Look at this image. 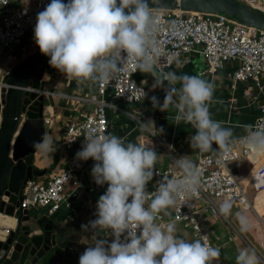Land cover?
Segmentation results:
<instances>
[{
	"label": "clouds",
	"instance_id": "1",
	"mask_svg": "<svg viewBox=\"0 0 264 264\" xmlns=\"http://www.w3.org/2000/svg\"><path fill=\"white\" fill-rule=\"evenodd\" d=\"M155 23L149 0H50L37 13L34 41L40 53L49 57L50 67L78 85L105 84L123 72L128 62L139 61V70L154 78L153 90L163 88L165 92L162 105L157 97H151L153 108L167 112L174 106L175 124L183 122L195 129L190 146L206 152L212 151L215 143L219 150H226L231 129L214 120L209 110L214 84L199 75L157 74L148 55L149 47L158 53L155 40L150 39V26ZM146 97L147 93L142 91L140 98ZM140 127L160 134L164 131L157 129L152 120L141 121ZM248 142L257 151L264 150V131L252 133ZM32 146L44 153L53 151L47 135ZM76 158L94 160V182L98 186L107 184L96 204V218L81 225L83 232L91 234L92 244L79 256L78 264H215L220 259L219 247L199 239L189 242L175 235L174 221L164 229L155 223L157 213L174 206L180 192L197 191L199 171L184 156L176 161L183 177L164 175L151 192L147 185L158 175L154 147L126 142L111 133L89 134ZM230 207L225 203L220 210L228 214ZM237 218L240 231H248L247 218L239 213ZM100 231H109L113 239L100 237ZM235 260L236 264H261L251 248L239 249Z\"/></svg>",
	"mask_w": 264,
	"mask_h": 264
},
{
	"label": "built area",
	"instance_id": "2",
	"mask_svg": "<svg viewBox=\"0 0 264 264\" xmlns=\"http://www.w3.org/2000/svg\"><path fill=\"white\" fill-rule=\"evenodd\" d=\"M253 10L264 14V0H237ZM50 3V0H0V58L7 51L22 45L25 38L34 37L37 13ZM156 23L151 25L152 37L156 42L158 53L151 47L148 55L157 71L170 72L173 66L184 61L190 64L194 56L202 57L204 70L201 77H213L230 64L229 79L234 82H249L259 95H264V31L246 25L226 14H203L171 9H151ZM15 50V49H14ZM137 62H128L123 72L116 74L105 84L96 83L95 93L84 98V104L90 109L79 113L74 121L67 124L65 142L59 147L61 152L74 149L65 168L52 172L45 179L29 180L23 188L21 207L31 214L32 210L42 211L46 216H54L70 206L69 196L65 192L66 185H78V174L83 169V161L76 158L82 149L85 136L108 134L110 120L108 118V98L138 105L149 96L147 86L137 79L141 71ZM1 64V60H0ZM147 77H152L145 72ZM5 73H0V111L2 109L1 90ZM152 79H154L152 77ZM147 93L145 99L140 98L141 92ZM259 115L250 127L247 135L236 138L227 144V149H213L212 152L198 150L195 167L199 171L197 191H182L176 196L172 218L168 221L163 213H157L155 223L162 229L170 222L179 224L191 232L195 240L213 244L210 232L204 229L199 219L202 210L214 217H223L220 205L231 203L240 210H250L251 204L242 182L237 180L230 171L228 164L242 166V159L249 158L253 147L249 145L252 133L264 131V97L259 107ZM1 119V114H0ZM46 125L48 121H45ZM264 153V150L260 151ZM158 175L153 180L159 181L164 175L181 179V169L155 167ZM247 186L254 191L264 190V161L250 176ZM107 184L96 186L103 190ZM156 188V187H155ZM155 188L151 191H155ZM150 191V192H151ZM131 199V198H130ZM224 218V217H223ZM225 219V218H224ZM228 222L227 219H225ZM264 225V221H261ZM229 223V222H228ZM215 264H224L222 258Z\"/></svg>",
	"mask_w": 264,
	"mask_h": 264
},
{
	"label": "crops",
	"instance_id": "3",
	"mask_svg": "<svg viewBox=\"0 0 264 264\" xmlns=\"http://www.w3.org/2000/svg\"><path fill=\"white\" fill-rule=\"evenodd\" d=\"M204 68L202 57L196 55L190 64H186L184 61L177 62L170 72L177 75H198ZM230 68L231 65L228 64L213 77H201L214 84L215 91L209 110L214 120L221 121L223 127L231 129L232 135L229 142L250 132V127L260 113L259 107L264 97V95H259V100L254 101V97L258 93L249 82H232L228 77ZM144 74L146 75L145 72H140L136 76L149 90V96L144 102L138 105H130L111 97L107 99L110 105L108 108V118L110 120L108 134L123 137L126 142L130 141L141 146L154 147L158 154L155 167L178 170L180 168L177 166L176 161L183 156L195 165L198 149L192 148L189 142L190 137L195 134V129L190 124L183 122L176 125L174 117L177 111L167 110V112H161L158 108H153L151 97H157L162 105L161 98L165 92L163 88L161 94L158 88L153 90L152 85L154 82L151 80L146 81V77H143ZM41 89L48 93L44 118L45 121H48L46 135L51 138L53 151L49 153L37 151L34 155L33 165L39 169L48 167L52 164L55 153L58 151L60 152V158L54 170V172H58L67 166L70 156L75 152L74 149L64 152L59 150V147L65 142L66 126L69 122L77 119L79 113L90 109L87 104H84L83 99L89 98L95 93L96 83L87 82L78 85L75 80L69 79L64 74L51 68L45 72ZM148 120L154 121L157 129L163 128V134L155 130H142L140 122ZM154 131L155 135H153ZM213 149H219L218 145L213 143ZM206 152L210 153L212 151ZM262 161H264V153L253 148L251 156L242 159L241 167H237L234 163H229L228 167L248 192L252 190L250 186H247L248 180ZM94 163L95 161L92 159L83 161V169L78 174V185H74L72 182L66 185L65 192L69 196L70 206L62 208L54 216H47L58 220L65 229L66 236L72 242H76L82 251L87 246H91L92 240L90 233L81 230V225L88 224L90 220L96 218L94 213L96 212L97 201L107 189L99 191L96 189L97 184L91 175ZM42 179H45V177ZM155 187L156 181L152 180L147 185V190L150 192ZM254 192L255 196L259 195V199L255 200L254 198L253 202L249 200L250 210L242 211L235 205L227 203L231 206L230 211L228 214H222L228 222L230 220L231 223L229 224H232V228L223 217H214L204 210L200 213L199 219L202 221L204 229L210 232L211 241L213 244L222 247L221 258L224 264H236L235 258L241 248L253 249L260 258L261 264H264V225L261 222L264 221V194L260 196L262 192L264 193V190ZM173 207L161 211L168 221L172 218ZM237 213L247 218L248 231H240L241 226ZM31 215L37 219L46 216L40 210H32ZM14 223L13 218L12 221L5 220L3 227L11 228ZM175 227V235L179 238L189 242L195 240L191 232L179 224H175ZM99 236L109 241L113 239L109 231H100Z\"/></svg>",
	"mask_w": 264,
	"mask_h": 264
},
{
	"label": "water",
	"instance_id": "4",
	"mask_svg": "<svg viewBox=\"0 0 264 264\" xmlns=\"http://www.w3.org/2000/svg\"><path fill=\"white\" fill-rule=\"evenodd\" d=\"M151 9H171L203 14H226L264 31V14L237 0H155ZM49 57L37 49L11 68L2 79L0 111V215L15 220L11 228L0 227V264H78L83 253L66 236L56 219L35 218L21 207L22 191L29 180L45 177L57 167L60 152L52 164L39 169L26 162L38 150L34 141L47 134V95L41 89ZM2 234V233H1Z\"/></svg>",
	"mask_w": 264,
	"mask_h": 264
},
{
	"label": "rangeland",
	"instance_id": "5",
	"mask_svg": "<svg viewBox=\"0 0 264 264\" xmlns=\"http://www.w3.org/2000/svg\"><path fill=\"white\" fill-rule=\"evenodd\" d=\"M65 2H67V0H65ZM36 43L34 41V37L33 36H29L27 38H25V40L23 41L22 45H18V47L13 48L9 51H7L4 55L1 56L0 60H1V64H0V73L3 71L5 74H7L11 68L13 66H15L16 64H18L19 62H21L24 58H26L28 55H30L33 50H36ZM15 49V50H14ZM143 77H146V81L151 80L154 82V79H152V77H147V74ZM139 79V77H137ZM204 79V78H203ZM142 83V82H141ZM158 91L160 92V94L162 93V88H158ZM161 97V95H160ZM165 97V94L163 95V97L161 98V100L163 101ZM169 111H177V109L174 106H170L168 108ZM255 192L252 190H249L247 192V197L248 199L253 202L254 198L255 200L259 199V195L254 194ZM254 194V195H253ZM263 192L260 194V196H263ZM233 221V220H232ZM228 223V222H226ZM229 223L230 220H229ZM230 228H232V224H229Z\"/></svg>",
	"mask_w": 264,
	"mask_h": 264
},
{
	"label": "bare ground",
	"instance_id": "6",
	"mask_svg": "<svg viewBox=\"0 0 264 264\" xmlns=\"http://www.w3.org/2000/svg\"><path fill=\"white\" fill-rule=\"evenodd\" d=\"M5 220L12 221V218L11 219H10V217L5 218L4 216L0 215V227L4 226ZM0 235H3V232H0Z\"/></svg>",
	"mask_w": 264,
	"mask_h": 264
},
{
	"label": "trees",
	"instance_id": "7",
	"mask_svg": "<svg viewBox=\"0 0 264 264\" xmlns=\"http://www.w3.org/2000/svg\"><path fill=\"white\" fill-rule=\"evenodd\" d=\"M37 49H39L38 46L36 47V50H37ZM26 162H27L28 164H32V165H33V163H34V156L31 155V156L27 157V158H26ZM42 178H43V177H42ZM42 178H35V179H42Z\"/></svg>",
	"mask_w": 264,
	"mask_h": 264
}]
</instances>
